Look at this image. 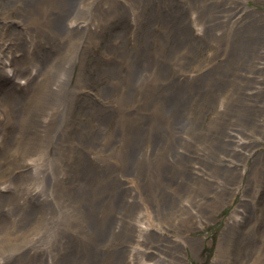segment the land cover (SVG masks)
Here are the masks:
<instances>
[{"label": "bare ground", "instance_id": "6f19581e", "mask_svg": "<svg viewBox=\"0 0 264 264\" xmlns=\"http://www.w3.org/2000/svg\"><path fill=\"white\" fill-rule=\"evenodd\" d=\"M245 2L13 1L32 28L19 59L0 50L7 83L28 87L0 108V170L23 157L0 178V264H188L185 249L199 253L191 233L245 173L227 152L264 134V98L248 92L264 86V19ZM228 3L244 11L225 19ZM90 62L102 85L83 106ZM255 166L260 186L264 159ZM249 206L227 218L212 264H264V205L255 193Z\"/></svg>", "mask_w": 264, "mask_h": 264}, {"label": "rangeland", "instance_id": "374dc122", "mask_svg": "<svg viewBox=\"0 0 264 264\" xmlns=\"http://www.w3.org/2000/svg\"><path fill=\"white\" fill-rule=\"evenodd\" d=\"M14 0H0V50L1 47L5 44H11V52L12 56L19 59L23 52H19L20 43L29 33H25L23 35V30L21 28L29 29L32 28L30 22H26L23 18V15L18 10V6L13 3ZM245 7L250 13V19L254 18L255 16L261 15L264 19V1L263 2H255L253 0H248L245 2ZM244 11L242 10L241 5H237L233 7L230 3L221 7V10L218 12V15L222 16L225 19L232 14H241ZM232 13V14H230ZM230 14V15H229ZM229 15V16H228ZM246 16L249 17L247 14ZM230 25V24H229ZM230 27V26H228ZM235 33V31H234ZM8 42V43H7ZM198 48V47H197ZM40 46L35 49V53L40 50ZM212 52V46L208 44H204V46L198 48L197 60L199 63L206 57L207 54ZM214 57V56H213ZM23 65V61L21 62ZM93 62L87 63L82 71V86L84 92L88 95L87 97L83 95H78L76 97V101L83 106H90V104L96 103V94L99 88L102 85V81L98 79V73L96 72L95 67L93 66ZM24 66L30 68V62L28 59L25 58ZM43 74V71L39 73V75ZM38 75V76H39ZM244 75L243 78L245 81L247 73L242 74ZM242 78V79H243ZM23 77H20L19 83L22 81ZM19 83L10 84L7 83L5 80L4 74L0 71V108L7 100H11L13 102H18L22 99L23 94L26 92L28 87ZM31 87V84L28 85ZM243 88L247 89V86L242 83ZM263 86V85H262ZM260 84H258L257 80H253V83L249 84L250 94L252 93L254 96L257 94L261 95L264 98V89L262 91ZM11 87V89L9 88ZM264 87V86H263ZM6 88V89H5ZM247 92V93H248ZM248 93V94H249ZM254 98H251V101ZM208 115L204 117V121L207 119ZM230 121L228 120L226 125H224L225 129L229 128ZM204 126V124H203ZM202 126V127H203ZM231 128V127H230ZM231 145V144H230ZM264 159V134L258 133L256 137H250L243 144L242 155H237L232 153L231 151L227 152L226 160L227 163L232 162L233 164H237L240 167L245 168V173L241 178V186L234 191L233 196H229L227 198L226 204L220 206L217 209L216 215L214 219L203 224L199 229L194 230L191 234L194 237L202 238L203 242L200 246V251L198 254H194L188 249H185V255L188 264H212V259L215 255L216 246L221 235L222 230L225 227V223L227 218L230 216L232 211L236 206H239L246 211L250 212L249 201L253 198V195L256 193V202L259 206L264 205V182L262 185L258 186L256 182V172L258 166L253 167L256 163L262 161ZM19 169L23 165V157L20 155L14 156L10 159L9 163L4 165V169L0 170V178L7 177L8 173L10 172V165ZM253 168V169H252ZM251 179V184L248 186L247 181ZM242 200H246L245 203L240 204ZM263 216L261 222L263 221ZM247 224V222H246ZM173 230H170V234H174ZM258 234V231H256ZM235 243L232 248L231 252H233L236 248ZM158 254L157 251H155ZM154 260V259H152ZM145 262L150 263L149 260H145ZM228 264H234V258L230 257ZM237 264V263H235ZM244 264H249L245 262Z\"/></svg>", "mask_w": 264, "mask_h": 264}]
</instances>
